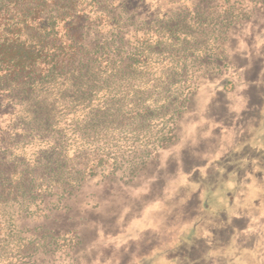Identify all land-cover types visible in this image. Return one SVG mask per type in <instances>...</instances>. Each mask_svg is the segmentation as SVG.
I'll list each match as a JSON object with an SVG mask.
<instances>
[{"label":"trees","instance_id":"16d2710c","mask_svg":"<svg viewBox=\"0 0 264 264\" xmlns=\"http://www.w3.org/2000/svg\"><path fill=\"white\" fill-rule=\"evenodd\" d=\"M168 1L0 0V264L73 263L77 237L17 218L91 177L132 180L177 141L201 78L229 68L241 0Z\"/></svg>","mask_w":264,"mask_h":264},{"label":"rangeland","instance_id":"374dc122","mask_svg":"<svg viewBox=\"0 0 264 264\" xmlns=\"http://www.w3.org/2000/svg\"><path fill=\"white\" fill-rule=\"evenodd\" d=\"M139 1L129 9L145 13ZM253 1L228 33L229 68L201 78L173 145L130 181L91 177L46 199L18 228L77 237L71 264H264V0Z\"/></svg>","mask_w":264,"mask_h":264}]
</instances>
